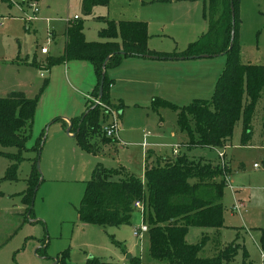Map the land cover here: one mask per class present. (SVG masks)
<instances>
[{"label":"rangeland","instance_id":"obj_1","mask_svg":"<svg viewBox=\"0 0 264 264\" xmlns=\"http://www.w3.org/2000/svg\"><path fill=\"white\" fill-rule=\"evenodd\" d=\"M36 6L39 9L36 20L28 23L23 18L32 16L30 6H23L22 13L20 8L13 4L8 6L0 0V97L14 90L22 91L29 98L39 97L27 147L44 130L47 140L39 159L42 182L33 201L34 216L43 224H32L25 219L21 201L32 171V152L22 153L24 159L18 162L15 181L1 180L13 161L0 155V264L49 263L35 253L36 248L41 246L39 240L44 238V231L47 233V255L57 258L67 253L68 264H90L91 259L134 264L126 260L127 255L139 259L136 264H152L148 255L147 233L142 235L140 242L133 237V229L142 224L138 210L133 212L129 225L119 228H102L78 220L77 208L85 184L98 161L108 166H120L140 176L142 162L137 155L140 153L137 145L142 142L145 132L151 133L155 141L179 143L185 140L186 135L177 126L178 112L164 106L152 109V96L179 107L188 105L194 98L210 100L226 57L222 55L193 60L195 64L186 61L158 67L151 62L150 66H143V62H125V67L120 69L127 72L120 73V80L112 89L124 98L122 115L118 116L117 137L128 147L117 152L106 149L98 156L83 151L74 137H68L62 131L58 122L50 125L57 118L81 116L88 97L77 93L82 90L78 84L81 77L74 76L72 70L66 76L67 68L62 63L48 66V62L63 56L66 21L74 15L82 23L86 39L93 41L98 40V17L199 31L209 25L211 4L208 0H109L107 5L86 9L82 0H41ZM239 17L240 62L264 65V0H239ZM51 30L56 37L48 43V32ZM178 44L184 46L187 43ZM41 47H47V55L40 54ZM40 73H44L45 78L40 77ZM46 79L48 83L40 95L39 89ZM203 79L204 85L200 84ZM174 80L194 83L192 88L196 89V95H169L168 98L161 95L164 94L162 85ZM155 84L161 86V94ZM93 104L95 98L91 96L88 105ZM176 132L183 135H175L177 138L174 139L171 134ZM91 142L97 153L98 146L103 144L102 139L94 138ZM117 147L114 144V148ZM2 150L8 154L17 152L14 147ZM216 150L224 152L231 187L224 189V227L219 240L225 244L236 242L240 245L233 264H263L261 252L264 254V247L261 252L258 247L261 248L260 236L264 230V95L257 103L246 143L242 142V121L239 119L230 140L222 148H216L215 152L194 148L188 155L215 163L218 158ZM48 169L50 172H47ZM200 238L201 230L195 228L190 229L185 240L188 244H196ZM209 247L210 244L200 253L202 257L213 254L209 252ZM38 253L41 254V250Z\"/></svg>","mask_w":264,"mask_h":264},{"label":"trees","instance_id":"obj_2","mask_svg":"<svg viewBox=\"0 0 264 264\" xmlns=\"http://www.w3.org/2000/svg\"><path fill=\"white\" fill-rule=\"evenodd\" d=\"M9 6L11 0H3ZM24 4L40 0H20ZM109 0H82L86 9L94 5H107ZM211 14L207 31L188 44L185 50L173 53H157L148 49L147 24L140 21H113L104 18V27L98 30L97 41H87L83 25L73 21L67 25L66 45L62 57L50 59L48 66L67 61L88 62L96 79L91 96L101 103L121 110L122 105L112 103L109 89L112 79L107 71L117 68L126 58H147L151 56L172 59L200 58L224 55V69L217 79L210 100L196 99L186 106H176L159 98L153 99L151 106L168 107L178 112L177 126L186 135L185 150L175 156L165 157L155 164H147L140 179L130 174L121 175V169L108 168L97 163L91 178L85 184L82 199L77 208L78 220L83 224L102 228H119L129 225L135 211L133 203L141 201L143 221L148 226V255L152 264H233L240 245L236 242L223 245L219 240V230L223 228L224 189L226 183L218 165L188 155L193 148H222L232 136L235 123L242 121V142L249 140L251 120L258 101L264 95V65L240 62L239 0H208ZM232 7V15H231ZM232 33V34H231ZM231 44V47H230ZM230 47V48H229ZM107 59V61H106ZM105 68L103 69V64ZM34 66H37L33 62ZM103 77L102 95L99 86ZM46 79L39 89L44 91ZM39 97L28 98L24 93L13 91L0 97V155L13 161L1 180L17 179L18 162L22 153L32 152V171L27 180V189L21 201L25 206L24 217L34 220L33 201L42 182L36 169V162L46 141L44 130L27 147L31 139V127ZM84 115L83 120L81 117ZM58 120V119H57ZM107 120L105 111L98 105H86L85 112L70 120L80 148L87 153H96L94 138L109 143L114 139L102 133V124ZM14 147L15 154L2 149ZM187 151V152H186ZM228 173V169L226 170ZM43 224L42 221L35 220ZM201 230V238L196 244L185 240L190 229ZM207 230H213L208 235ZM264 247V230L260 236ZM46 233L41 240V254L44 255L47 242ZM210 244V257L200 253ZM243 255L246 257L245 250ZM68 254L57 257L56 264H68ZM132 258L129 262L138 263ZM90 264H115L99 259L89 260Z\"/></svg>","mask_w":264,"mask_h":264},{"label":"crops","instance_id":"obj_3","mask_svg":"<svg viewBox=\"0 0 264 264\" xmlns=\"http://www.w3.org/2000/svg\"><path fill=\"white\" fill-rule=\"evenodd\" d=\"M11 2H12V4L14 6L20 8L22 13H24V11L22 10V7L23 6H29V4H24L20 0H11ZM74 16H76V15H74ZM73 17H72V19L66 21L65 31H66L67 25L69 23L75 21L73 19ZM99 18H103V17L96 18V21L98 22L99 29H100V28L104 27V22L99 20ZM104 19H106V18H104ZM239 19H240V17H239ZM108 20H111V19L108 18ZM76 21H78V17H77ZM119 21H136V20H119ZM116 22H118V21H116ZM140 22H142V21H140ZM146 24H147V31H148V35H149V39H148V42H147L148 49L150 51L157 52V53L181 52V51L186 49L188 44L194 42L197 38H199L202 34H204L207 31V28H208L207 26H205L203 29H201L199 31H195V30L186 29L184 27H165V26L154 27V26H152V25H150L148 23H146ZM50 32L52 34V39L54 40L55 37H56V34H55L54 30H51ZM83 34H84V28H83ZM85 39H86V37H85ZM98 40H99V38H98ZM87 41H90V40H87ZM93 41H97V40H93ZM157 43H171V44H157ZM178 43H187V44L182 46L181 44H178ZM64 45H66L65 32H64ZM219 56H222V55H219ZM215 57H218V56L190 58V59H182V58H179V59L178 58H175V59H173V58L172 59H160V58L154 59V58H148V57L147 58H126L125 60H123V62L120 64V66H118L117 68H114V69H110V70H112L111 74H108V72L110 70L107 71V76L109 75L108 77L110 79H112V81H113L111 86H110V89H109V92L112 91L113 97L110 96L111 92L110 93L108 92L109 98H110L112 103H114V104L118 103V104L122 105L121 110H118V116H121L122 115V110L124 108V104H123L124 98L120 94H116L115 91L112 88H113V86L116 85V82L120 80V77H121L120 73L127 72V71H123L122 69H120V68H124L125 67V62H129L130 64H137V62H143V64H144L143 66H150L149 62H151V64L153 66H157L158 67V66H174V64H179L180 62H186V61L194 62L193 60L208 59V58H215ZM136 60H138V61H136ZM74 62H77V63H74ZM71 63H72L73 66L71 65ZM62 64L64 65L65 69L67 68V75L66 76H69L70 70H72L74 76L77 75V76H79V77H81L83 79V81H81V78H80L79 81H78L79 87L82 90H80V92L77 91V93H79L80 95H82V93H84V95L88 97L87 100H86V103H85V108H86L88 99H89V97H91V92H92V90H93V88H94V86L96 84V79H95V75H94L92 66L88 62H84V61H67V62H62ZM139 64H142V63H139ZM191 64H195V62L191 63ZM70 66H72V67H70ZM133 67H138V66L133 65ZM118 69H120V70H118ZM202 83L204 85V79H203V81L200 82V84H202ZM155 85H157V87H158V93L161 94V92H160L161 86L159 84H155ZM193 85H194V83L193 84H187L185 81H182V80H177V81L174 80L172 82H169L168 84L162 85L161 89L164 92V94H161V95H163L164 97H167V98L169 97V95L194 97L193 95H196V93H195L196 89L192 88ZM10 92H13V91H10ZM19 92H22V91H19ZM155 98H160V97H157L156 95H153L152 96V101ZM196 99H198V98H194L193 100H196ZM162 100H164V99H162ZM165 101H167V100H165ZM84 112H85V110H84ZM76 117H80V116H75V117L73 116V117H71L69 119L68 118H57L58 120L54 119L50 123V125L58 122L59 125H60V128L62 129V131H64L65 134L68 137H74L73 132H70L69 130H70V127H71L70 120L73 119V118H76ZM159 129L161 130V132L160 131L159 132L162 134V124L159 125ZM67 130L69 131L68 133H66ZM175 135L182 136L183 134L180 133V132L179 133L176 132V134H171V137L176 139L177 136H175ZM158 136H162V135H158ZM142 137H143L142 142L137 145L140 148V153L139 154L137 153V155L139 156V158L141 159V162H142V166H141L142 167V171H141L140 176H136L135 174L130 173L128 170H126L124 168H121L120 166H108V165H105L103 162H100V161L96 162V164L97 163H101L102 165H104L105 167H108V168H119V169H121V175L130 174V175H133V176H136V177L142 179L143 178V173H144V170H145V167H146L147 164H149V163L150 164H152V163L155 164L158 160H160L162 158L170 157L172 154H171L169 145L178 144V145H180L181 152L184 151L185 148L181 147V146H183V144L187 140V138H185V140H183L182 142H179V143H177L178 141H176L175 143L155 141V140H152L153 136L149 132H145L142 135ZM33 143H34V141L32 142V144ZM120 143H122V144H120ZM143 143H146L145 147L142 146ZM114 144L118 146L116 149L114 148ZM226 144H227V142L225 143V145ZM124 147L125 148L128 147V144H124L123 145V142L120 139H118V143H117L116 140L114 139V141H111V142L105 143V144L103 143V144L99 145L97 153H89V154L93 155V156H98L99 153L101 151H103V150L108 149V150L117 152V151L121 150ZM207 149L212 150V151L215 152V149H210V148H207ZM191 150H190V153H191ZM47 154H48V152H47ZM199 159L203 160V158H199ZM209 163H211V162H209ZM212 164L213 165H218V158H217L216 162L212 163ZM47 172H50V169H48ZM222 204H223V199H222ZM223 209H224V205H223ZM24 211H25V206H24ZM35 220L41 221L40 219H38L36 217H35L34 220H28V221L33 224V223H36ZM222 229L223 228H221L219 230V238L221 236ZM189 232H190V230H189ZM44 233H46V231H44ZM207 233L210 234V235H213L215 232L213 230H209V231L207 230ZM42 239L43 238H40L39 243H40L41 246L36 248L35 253L37 252L38 249H42L43 248V244L41 242ZM46 239H47V233H46ZM46 242H47V240H46ZM220 243L223 244V245H226L222 241ZM47 246H48V242H47ZM258 249L260 250V252L263 251L262 247L261 248L258 247ZM46 250H47V248H46ZM39 256H41L42 258L48 260L49 263L52 261L53 264H56L55 261L57 260V258L49 257L47 255V251H45L44 255H39ZM131 259H132V257H131ZM131 259H127L126 258L127 261H130ZM102 261H107V260H102ZM107 262H110V261H107ZM49 263H47V264H49Z\"/></svg>","mask_w":264,"mask_h":264},{"label":"built area","instance_id":"obj_4","mask_svg":"<svg viewBox=\"0 0 264 264\" xmlns=\"http://www.w3.org/2000/svg\"><path fill=\"white\" fill-rule=\"evenodd\" d=\"M29 6L32 8V16H26L25 18H23L24 21L28 22V23L35 20L36 14L39 13V9L36 6V3H31V4H29ZM73 19L76 20L77 17L74 16ZM51 40H52V34L49 31L48 32V43L51 42ZM47 53H48L47 47H41L40 54L46 55ZM41 69H43V66L41 67ZM45 72H46V70H45ZM40 77L44 78L45 74L40 73ZM95 104L100 106L105 111V114L107 115V120L102 124V127H101L102 133L104 134L105 137L115 139L118 141V137H117L118 110L114 107H111V106H108V105L101 103L98 99H95ZM120 144H122V143H120ZM142 146L145 147L146 143H143ZM169 148H170L171 154L173 156H175L179 153L180 145H178V144L169 145ZM216 154H217V157L219 160L218 166L221 168V170L223 172V176H224L226 186L230 187L229 177L227 176V172H226L227 166L225 165L224 159H223L224 158V152L220 151V150H216ZM133 207L136 210H138L141 214L142 224L139 227L134 228L133 232H132L133 237L140 242L142 239V235L147 233L148 226L143 221L144 209H143L142 202L141 201H135L133 203ZM261 258H262V262L264 264V254L262 252H261Z\"/></svg>","mask_w":264,"mask_h":264},{"label":"water","instance_id":"obj_5","mask_svg":"<svg viewBox=\"0 0 264 264\" xmlns=\"http://www.w3.org/2000/svg\"><path fill=\"white\" fill-rule=\"evenodd\" d=\"M231 15H232V7H231ZM232 34V33H231ZM230 47H231V44H230ZM229 47V48H230ZM201 57H208L207 55H202ZM212 57H214V56H212ZM148 58H154V59H157V58H159V57H155V56H151V57H148ZM193 58H197V57H193ZM160 59H164V58H160ZM170 59V58H169ZM173 59H175V58H173ZM179 59V58H178ZM106 61H107V59H106ZM106 61L104 62V64H103V69L105 68V63H106ZM102 86H103V77H102V79H101V83H100V86H99V97H101V95H102ZM96 105V104H95ZM83 118H84V115L81 117V120H83ZM69 131L67 130L66 131V133H68ZM39 157H38V160H37V162H36V169H37V171L40 173V171H39ZM126 258L127 259H131V256L130 255H127L126 256ZM55 263H56V261H55Z\"/></svg>","mask_w":264,"mask_h":264}]
</instances>
